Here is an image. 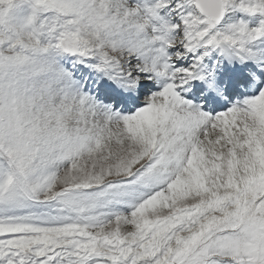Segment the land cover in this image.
<instances>
[{"label":"snow or ice","instance_id":"6c2138e0","mask_svg":"<svg viewBox=\"0 0 264 264\" xmlns=\"http://www.w3.org/2000/svg\"><path fill=\"white\" fill-rule=\"evenodd\" d=\"M0 264H264V0H0Z\"/></svg>","mask_w":264,"mask_h":264},{"label":"rangeland","instance_id":"374dc122","mask_svg":"<svg viewBox=\"0 0 264 264\" xmlns=\"http://www.w3.org/2000/svg\"><path fill=\"white\" fill-rule=\"evenodd\" d=\"M24 7V11H25V13H26V11H27V6L25 5V6H23ZM14 14H24V13H17L15 10H14Z\"/></svg>","mask_w":264,"mask_h":264}]
</instances>
